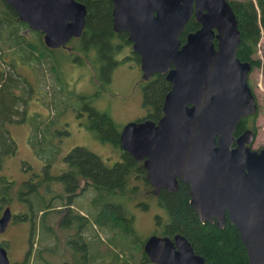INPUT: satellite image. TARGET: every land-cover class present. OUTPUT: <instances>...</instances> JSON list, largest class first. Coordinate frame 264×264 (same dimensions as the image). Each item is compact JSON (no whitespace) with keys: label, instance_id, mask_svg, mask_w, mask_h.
<instances>
[{"label":"water","instance_id":"95a60500","mask_svg":"<svg viewBox=\"0 0 264 264\" xmlns=\"http://www.w3.org/2000/svg\"><path fill=\"white\" fill-rule=\"evenodd\" d=\"M48 49L80 36L85 7L75 0H3ZM111 29L125 32L143 80L158 73L169 84L156 123L129 121L118 145L143 166L152 193L189 185L199 221L224 212L235 226L247 264H264V150H250L249 132L233 138L239 117L255 111L247 84L250 65L239 61L237 21L227 0H110ZM190 17L198 28L180 35ZM235 146L231 147L232 144ZM10 210L0 214V232ZM143 253L153 264H204L184 236L149 235ZM0 264H8L0 247Z\"/></svg>","mask_w":264,"mask_h":264},{"label":"trees","instance_id":"16d2710c","mask_svg":"<svg viewBox=\"0 0 264 264\" xmlns=\"http://www.w3.org/2000/svg\"><path fill=\"white\" fill-rule=\"evenodd\" d=\"M84 5L86 15L81 34L70 41V52L84 47L93 49L95 54V69L101 70V75L97 73L95 79L99 82H108L110 71L113 67L111 62L106 63L105 57L111 55V39L114 32L111 29V2L110 0H75ZM237 21L239 41L235 50V55L239 61H247L251 68H262L264 72V61L255 56L256 44L258 40L264 38V0H227ZM198 28L197 22L190 17L186 22L180 35L192 32ZM122 35V34H120ZM97 37V38H96ZM72 42V43H71ZM44 46L40 32L30 30L24 22H21L14 10L3 0H0V161L8 155L14 153L15 143L9 135L7 124L24 120L23 110H19L20 105H24L28 100V95L36 83L30 82L26 76L18 72L19 65L25 66L31 71L34 80L41 85L49 81L48 77L55 83L51 94H44L48 97V102L52 105V115L48 117V123H41V129L34 126L26 135V143L30 147H35L37 156L43 158L40 145L45 141L44 136L48 127L58 124V116L62 110H58L59 104H64V92H70L65 88L62 80L59 63L53 58V54ZM72 57L77 55L70 54ZM81 56H88L83 54ZM98 63V66L96 65ZM112 66V67H111ZM48 70V71H47ZM99 72V71H98ZM95 74V71H94ZM32 86V88H31ZM19 89V92H16ZM169 85L163 75H156L152 82L143 87L142 102L144 107L151 111V117L160 115V107L164 94L168 91ZM69 98V97H68ZM87 103L88 99H83ZM90 122L96 124L97 137L101 141H108L116 148L118 145V129L103 112L95 111L91 108ZM31 118L30 120H32ZM44 132H46L44 134ZM39 148V150H38ZM56 146L49 147L50 158ZM119 161L112 166H107L96 155L82 147H72L64 156L63 161L73 171L67 172L68 176H82L87 180L91 179L98 192H128L135 195L138 191L128 187V177L131 172L142 173L139 163H137L126 152L119 148ZM1 165V164H0ZM11 181L0 174V206L7 204L5 199L9 195ZM5 199V200H4ZM159 205L165 210L167 215V225L163 226L159 235L172 236L180 234L185 237L193 252L203 258L204 264H247L245 250L240 242L237 232L232 224L226 221L223 228L218 229L213 224L199 223L195 213L188 204V193L185 184L178 183L176 190L167 192L160 190L156 197ZM131 231L127 238L122 237L119 241L121 249H127L128 254L140 249L138 238L131 225ZM104 234V231L101 232ZM132 236V237H131ZM106 243L98 237L97 255L116 257L117 252L113 251L108 244L116 247V243L111 237H106ZM128 243H132L129 246ZM131 250V251H129ZM109 251V253H106ZM121 252V251H119ZM131 252V253H130ZM124 255V254H123ZM135 255V254H134ZM138 257V255H136ZM145 264H150L146 256L142 259Z\"/></svg>","mask_w":264,"mask_h":264},{"label":"flooded vegetation","instance_id":"af4514ba","mask_svg":"<svg viewBox=\"0 0 264 264\" xmlns=\"http://www.w3.org/2000/svg\"><path fill=\"white\" fill-rule=\"evenodd\" d=\"M114 34L115 35H113L111 39L112 53L110 56L105 57L106 63L111 62L115 65L118 62L124 61L128 62L126 63L128 67L135 66L139 69L138 55L131 51V43L127 40L126 33L114 32ZM61 48L68 53L70 50L69 42L65 47ZM118 48L124 49V51L117 54L116 51ZM79 61L83 62L81 56H78L77 58V62ZM254 69H259L262 73V68L252 69L250 66L248 74ZM72 72L78 73L79 71H74L72 69ZM156 75L161 74L155 73L147 80H143L139 70L141 105L144 109V113L141 117L135 120L137 122L148 119L156 123L162 116L160 107V115L157 117H151L150 109L148 107H144L142 102L143 87L149 82H152ZM246 80L253 95L256 107L253 113H248L239 117L234 125L232 136L236 139L245 132H249L252 135L251 142L245 143L244 146L248 147L250 150H264V148L260 146L256 148L252 147L255 138L254 121L257 116L258 106L251 82L248 79ZM33 81L36 84L33 88L31 86L32 89L31 93L28 95V99L34 98L32 99L30 105L35 102L37 105L36 109L38 110H30V115L33 118L32 120H30L31 118L27 120V113L24 112V120L22 123H26L27 125L26 135L34 128V126L41 129L40 124L42 122L48 123L49 120L47 117H43L41 112L44 109V105L46 106L47 104V102H44V97L46 95L44 94L43 89L32 77L30 82L33 83ZM16 92H19V89H16ZM91 108L93 109V107L89 105V101L86 103L82 100L77 108L76 116H81L82 114L86 115L89 121L87 127L96 131V124L94 122H90ZM14 122L20 123V121ZM77 126H80L79 122H77ZM78 129L79 128H77V130ZM45 133L46 132H44V134ZM67 133V123L65 122H62L59 127H48L47 133L44 136L45 141L40 145V148L42 149L41 152H44L45 154V157L43 158L37 156L34 151L35 147H30L27 144L29 147L28 151H30L32 157L34 156L37 160H34V163L32 164L34 172H31L23 177L20 172L17 171L15 173V177L18 175V178L16 177L14 179L13 185L11 182L9 195L5 197V199H8V201H6L7 204L4 203L0 206V214L4 207H8L10 210V219L8 220L5 229L0 232V247L5 250L8 264H145L144 261L141 260L142 256L145 255L142 250V245L148 236L142 241L138 239L140 253L138 254L137 259L134 258L130 261L127 260L125 256L128 254V251H126V248L122 250L121 243L119 242L122 237L127 238L130 236L128 235V232L131 231L129 224L133 229L132 221L135 215H133L132 212L129 213L121 206L120 203L114 201L113 198L116 196H128L132 198L133 193L130 194L128 190L126 193L98 192L91 179L87 180L82 176H76V178H74V176H68L67 172L73 171V169H69V166L64 163L63 157L62 163L56 162V158L50 161L51 158L48 153L49 147L53 145L57 146L60 142V137ZM233 146H235L234 143L231 147ZM77 147L84 148L83 146ZM128 155L132 157L130 154ZM144 160L145 157H142L138 161L135 160L139 163L142 173L140 172L139 174H135L134 172H131L128 177L129 180L127 186V188H134L135 185V190L138 191L135 195L139 196L137 200L138 203H136V205H138L139 209L145 210L147 208V204L143 202L145 201L146 194L154 198L155 203L160 206L156 200L160 190L173 192L176 190L178 183L186 185L189 204V185L186 182L179 180L177 177H175L176 187L174 190L170 191L166 188H160L156 194H153L152 187L146 177V170L143 166ZM11 204H14L12 207L14 206L15 210L14 208L10 209ZM189 206L195 213L192 206L190 204ZM195 216L199 223L213 224L218 229L223 228L226 221L232 224L225 212L221 227L216 226L215 218H212L211 222L206 220L201 222L198 220L196 213ZM167 223V215L166 220H164L162 224L161 218L156 216L155 227L153 230L157 228L158 224L166 226ZM232 226L236 230L233 224ZM103 231H107L108 237H111V239L116 243V247L111 246L112 244H108L113 251L118 253L116 257L112 255L110 258H106L103 255H97L98 247L101 246L98 245V237L101 241L106 243V240L100 236ZM11 232L13 238L19 240L18 248H14L12 245V239L10 237ZM106 253H109V251H106ZM147 260L149 261L148 258ZM149 263L153 264L150 261Z\"/></svg>","mask_w":264,"mask_h":264},{"label":"rangeland","instance_id":"374dc122","mask_svg":"<svg viewBox=\"0 0 264 264\" xmlns=\"http://www.w3.org/2000/svg\"><path fill=\"white\" fill-rule=\"evenodd\" d=\"M72 40L73 39L70 41ZM84 46L85 44L81 46L82 52H80V49H77L72 52L69 50L68 53H66L61 47L51 49L50 51L53 54V58L59 63V73H61L60 76H62L65 88L70 91H65V97L61 98L65 103L58 105V110L62 111L59 112L61 114L58 116L59 124L56 123V125H54L55 127H59L62 122L67 123L68 133L60 137V142L53 151L50 161L56 158V162L62 163L63 155H65L70 148L73 146H83L89 152L96 154L105 165L112 166L114 162L120 159L119 148H116L108 141L99 140L97 132L87 127L89 124L87 116L84 114L76 116V111L80 102H82L83 99H88L89 105H91L93 109L98 112L106 113L110 117L118 131L125 123L141 117L144 113V109L141 105L139 69L135 66L128 67L126 64L128 62H118L113 65V67L111 66L112 69L108 82L98 83L99 81L94 77L97 73L101 75L102 72L99 69L97 70V67L95 69V63L92 62L95 61L96 52ZM123 51L124 49L118 48L116 52L120 54ZM69 52L77 56L72 57L69 55ZM83 54L88 56H81ZM255 55L260 60L264 61L263 37H261L256 44ZM78 56H81L83 62H77ZM96 65L98 66V63H96ZM72 69L79 72H72ZM18 72L26 76L29 81L32 80L31 71L25 66L19 65ZM247 79L251 82L258 106L257 116L254 121L255 138L252 147L256 148L260 146L264 148V72L262 71L261 73L259 69H254L248 74ZM48 80L49 81L45 82L43 85L47 95L51 94V90L56 86L51 76L48 77ZM38 85L41 87L39 83ZM47 95L44 97V102H47V104L46 106L44 105V109L41 112L43 117L45 116L48 118L52 115L53 108L51 102H48ZM32 99L34 98L28 99L23 106L20 105L19 107L21 111L23 107L26 106L25 113H27V120L32 118L30 110L37 108L35 102L30 105ZM77 122L80 123V126H77ZM7 128L15 143V150L13 154L8 155L0 161V174L5 176L6 179H11L10 181L13 185L14 179L16 177L18 178V175L15 177L17 171H19L23 177L34 172L32 164L36 158L34 156L32 157L30 151H28L29 147L25 139L27 133L26 123H8ZM77 128L79 129L77 130ZM42 156L45 157V154L42 153ZM138 198V195H133L132 198L128 196H116L113 200L120 203L129 213L132 212L133 215H135L132 221L133 230L137 238L142 241L152 233L156 235L160 234V230L163 227L162 225L156 224L157 228L153 230L155 227V217L159 216L162 224L163 221L166 220V213L163 208L155 203L154 198L147 194L145 195V201H143L147 204V208L145 210L139 209L138 205H136V203H138ZM12 205L14 204H11L10 209L14 208ZM100 236L103 239L108 237L107 231H104V234L101 233ZM10 237L14 248H18L19 240L13 238L12 232ZM128 245L132 246V243H128ZM139 253L140 249L136 248L135 255L131 253L132 255L127 254L125 256L126 259L130 261L134 258L137 259L138 257H136V255Z\"/></svg>","mask_w":264,"mask_h":264}]
</instances>
